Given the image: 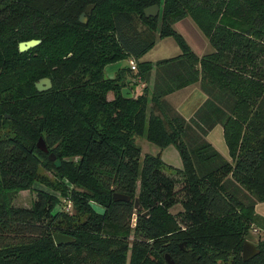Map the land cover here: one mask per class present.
<instances>
[{
	"label": "trees",
	"instance_id": "trees-1",
	"mask_svg": "<svg viewBox=\"0 0 264 264\" xmlns=\"http://www.w3.org/2000/svg\"><path fill=\"white\" fill-rule=\"evenodd\" d=\"M156 5L158 16L146 18ZM188 17L211 53L198 57L174 30ZM167 37L179 55L139 61ZM29 40L40 44L20 53ZM131 58L136 72L104 79L106 66ZM44 78L52 87L39 92ZM139 84L137 96L122 97ZM191 85L206 100L186 120L165 98ZM216 126L229 161L207 141ZM135 138L160 151L141 156ZM170 146L181 168L163 162ZM166 170L181 181V200ZM37 181L60 196L38 192L30 208L12 207ZM114 194L130 201L114 202ZM178 203L182 211L171 214ZM257 203L264 0H0V264H167L166 255L173 264H264V240L253 259L241 257L249 232H264ZM59 233L74 241L56 246Z\"/></svg>",
	"mask_w": 264,
	"mask_h": 264
},
{
	"label": "rangeland",
	"instance_id": "rangeland-1",
	"mask_svg": "<svg viewBox=\"0 0 264 264\" xmlns=\"http://www.w3.org/2000/svg\"><path fill=\"white\" fill-rule=\"evenodd\" d=\"M81 14H80V16H81ZM186 20H189L190 24L193 26V23L190 19H186ZM186 20L181 22V23L178 22L173 26L174 30L177 31V33H179V32L184 33L186 31V30L181 29L184 27ZM84 21H85V23L87 21V17H85V15H84ZM189 33L193 37L190 30H189ZM192 49H194V47ZM179 54H180V50H179L178 46L176 45V43L174 42V40L171 37H167V38L159 40L158 43H156L155 47L153 49H151L144 56V58L143 57L139 58V61L140 62H143V61L156 62V61L168 59L171 57H175ZM125 68H128V62H127V60H122V61H119V62H116L114 64L106 66L104 73H105L106 78L112 79L111 75H115V73L119 69H125ZM111 71H114V72L111 73ZM136 87H137L136 93H138L140 91V87H139V85H137ZM220 140L221 141H219V142L223 146L224 142H223L222 137H220ZM135 144L140 147L141 156H144L145 154H153L154 155L160 151L156 146L148 143L145 139L135 138ZM215 147H216V149L220 150L219 144L218 145L216 144ZM220 151H222V150H220ZM226 157H227V160H229L228 154L226 155ZM161 158H162L163 162L165 164H167L168 166H171L173 168H181V159L179 157L178 152L176 151V149L173 146H170V147L164 149L163 151H161ZM41 173H42V176L46 177L50 181H53V176H51L50 173L45 172L43 170L41 171ZM165 174L169 175L170 177H173L178 182V184L175 187V192H176L178 200L179 199L181 200V195L178 194V191L182 186L181 181L179 182V178L173 172L166 170ZM38 192L50 194L52 196H55L56 198L60 196L58 191H55V190L47 187L45 184L37 181L33 184L32 188L30 190L19 191L15 195V197L13 198V200L11 202L12 207H14V208H26V209L30 208L32 206L33 202L35 201ZM60 206H61L60 204L56 203L54 206V212H58L60 209ZM96 210L101 212V209L99 207H97ZM181 211H182L181 205L178 203L172 209H170L169 212L173 215H176L177 213H179ZM259 240L260 241L264 240V232H258V234H256V233L253 234V231L249 232L247 241H250L252 244L255 245Z\"/></svg>",
	"mask_w": 264,
	"mask_h": 264
},
{
	"label": "crops",
	"instance_id": "crops-1",
	"mask_svg": "<svg viewBox=\"0 0 264 264\" xmlns=\"http://www.w3.org/2000/svg\"><path fill=\"white\" fill-rule=\"evenodd\" d=\"M186 19H190V18H185V19L181 20L179 23L185 21ZM192 23H193V26L190 24L189 20H186L184 27L181 28L182 30H186V31L184 33L179 32L180 35L185 39V41L187 42V44L189 45L191 50L198 57H202L204 55L211 53L212 47L210 46L208 40L201 33V31L197 28V26L194 24L193 21H192ZM189 30L191 31V34L193 35V37L190 35ZM192 46L194 47V49H192L193 48ZM144 56H143V58H144ZM144 62H152V61H144ZM113 72L114 71H111V73H113ZM111 76H112L111 78H114L115 75H111ZM139 87H140V91L138 93H136V89H135V91H133V98L141 92L142 85L139 84ZM165 99L170 104V106H172L178 112L179 115H181L184 119L188 120L195 113V111L203 104V102L206 100V96L201 92V90L199 89V87L197 85H191L189 87H186L184 89H181L179 91H176V92L168 95ZM220 137H222V139H223L222 128L220 126H216L208 134V136H207L208 140L207 141L213 146V148H215V150L224 159L227 160L226 155L228 154V150H227V147L224 146L225 143L223 144V146H222V144H220V142H219V141H221ZM223 142H224V140H223ZM216 144L217 145L219 144V148L222 151L216 149V147H215ZM229 160H227V161H229ZM254 211L257 215L264 218V203H257L254 207ZM253 234H255V233L253 232Z\"/></svg>",
	"mask_w": 264,
	"mask_h": 264
},
{
	"label": "water",
	"instance_id": "water-1",
	"mask_svg": "<svg viewBox=\"0 0 264 264\" xmlns=\"http://www.w3.org/2000/svg\"><path fill=\"white\" fill-rule=\"evenodd\" d=\"M91 9H92V6H88L85 9V12L81 14L79 21L82 24L85 23L84 15L89 14ZM158 13H159V7L157 5L144 10V16L146 18H156L158 16ZM39 44H40L39 40H29L26 42H21L18 45V50L20 53H24V52L29 51L32 48L37 47ZM104 79H106V76H104ZM51 87H52L51 81L47 78L41 79V80H39V82H37L35 84V88L39 92L49 91L51 89ZM135 89H136V86H130V87L122 88L121 89L122 97L125 99H132L133 98V91H135ZM36 146H37V149H39L41 152L48 154L49 151H48V149H47L42 138L38 139ZM48 159L51 162H53L56 165V167L60 166L59 161L55 159V156L53 153H50L48 155ZM113 201L114 202H129L130 198L128 196H124L121 194H114L113 195ZM135 210H138V211L142 210V208L138 207V201L137 200H135ZM53 241H54V244L56 246H59L62 244L73 242L74 239L69 237V236H66V235L59 233V234H55L53 236ZM180 247H182V245H180ZM258 254H259V250L257 249L256 245L252 244L249 241H245L243 243L241 257H242V260L244 262H247V261L253 259ZM165 260H166L167 264H173V261L170 260L168 255L165 256Z\"/></svg>",
	"mask_w": 264,
	"mask_h": 264
},
{
	"label": "built area",
	"instance_id": "built-area-1",
	"mask_svg": "<svg viewBox=\"0 0 264 264\" xmlns=\"http://www.w3.org/2000/svg\"><path fill=\"white\" fill-rule=\"evenodd\" d=\"M128 67L132 72H136L137 71V62L134 59H128ZM70 201L67 202V209L70 207ZM61 209V208H60ZM69 210V209H68ZM254 233L258 234L259 231L257 230H253Z\"/></svg>",
	"mask_w": 264,
	"mask_h": 264
}]
</instances>
